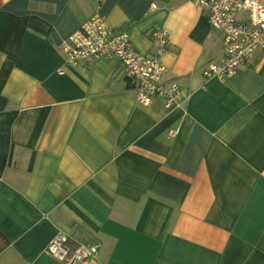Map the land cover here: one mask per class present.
Returning a JSON list of instances; mask_svg holds the SVG:
<instances>
[{
    "label": "crops",
    "instance_id": "obj_1",
    "mask_svg": "<svg viewBox=\"0 0 264 264\" xmlns=\"http://www.w3.org/2000/svg\"><path fill=\"white\" fill-rule=\"evenodd\" d=\"M96 13L143 55L167 30L179 106L69 62ZM223 50L199 0H0V264H64L59 232L101 245L87 264H264V47L206 80Z\"/></svg>",
    "mask_w": 264,
    "mask_h": 264
},
{
    "label": "built area",
    "instance_id": "obj_2",
    "mask_svg": "<svg viewBox=\"0 0 264 264\" xmlns=\"http://www.w3.org/2000/svg\"><path fill=\"white\" fill-rule=\"evenodd\" d=\"M199 5L224 41L222 58L210 63L203 76L206 80H223L248 65L264 47V0H199ZM168 35L163 27L152 30L155 52L143 55L136 51L128 31L109 26L96 13L69 37L63 51L74 65L99 58L117 59L133 83L138 105L147 108L155 98H162L166 107L172 108L179 106L181 88L177 82L164 80L166 68L162 62L169 46ZM176 134L170 132L171 137ZM100 247L98 243L73 241L59 232L46 251L64 264H87L96 259Z\"/></svg>",
    "mask_w": 264,
    "mask_h": 264
}]
</instances>
